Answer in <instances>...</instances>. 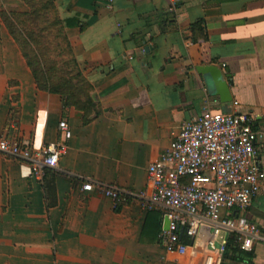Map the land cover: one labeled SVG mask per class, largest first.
I'll list each match as a JSON object with an SVG mask.
<instances>
[{
  "label": "crops",
  "instance_id": "crops-1",
  "mask_svg": "<svg viewBox=\"0 0 264 264\" xmlns=\"http://www.w3.org/2000/svg\"><path fill=\"white\" fill-rule=\"evenodd\" d=\"M53 1L91 99L79 107L38 85L3 16L30 6L0 0V138L68 144L43 177L0 151V264H202L199 248L164 246L161 210L82 186L144 189L172 131L204 111L252 112L264 168V0ZM203 63L223 67L232 106L209 92ZM248 214L264 232V185ZM223 264H264V240L231 244Z\"/></svg>",
  "mask_w": 264,
  "mask_h": 264
},
{
  "label": "built area",
  "instance_id": "built-area-1",
  "mask_svg": "<svg viewBox=\"0 0 264 264\" xmlns=\"http://www.w3.org/2000/svg\"><path fill=\"white\" fill-rule=\"evenodd\" d=\"M178 1L171 0L170 9ZM59 125L64 138H70L68 122ZM259 138L252 112L204 111L172 131L169 146L149 166L144 189L92 180L82 187L99 186L117 202L139 200L145 209L161 210L169 220L162 231L168 251L182 254L189 247L199 248L202 264H223L231 234L246 250L264 240L260 225L248 214L264 185V168L257 160ZM67 150L64 139L36 146L0 138V151L28 165L37 177L57 168Z\"/></svg>",
  "mask_w": 264,
  "mask_h": 264
},
{
  "label": "trees",
  "instance_id": "trees-1",
  "mask_svg": "<svg viewBox=\"0 0 264 264\" xmlns=\"http://www.w3.org/2000/svg\"><path fill=\"white\" fill-rule=\"evenodd\" d=\"M26 2L30 10L4 12L3 16L20 42L38 85L60 92L72 104L83 107L91 97L86 92L85 79L72 53L65 23L58 16L54 1ZM231 244L238 245L235 234L229 237L228 246Z\"/></svg>",
  "mask_w": 264,
  "mask_h": 264
},
{
  "label": "water",
  "instance_id": "water-1",
  "mask_svg": "<svg viewBox=\"0 0 264 264\" xmlns=\"http://www.w3.org/2000/svg\"><path fill=\"white\" fill-rule=\"evenodd\" d=\"M198 71L209 81V92L218 96L223 103L232 106L233 94L223 67L217 63H203L198 65Z\"/></svg>",
  "mask_w": 264,
  "mask_h": 264
},
{
  "label": "rangeland",
  "instance_id": "rangeland-1",
  "mask_svg": "<svg viewBox=\"0 0 264 264\" xmlns=\"http://www.w3.org/2000/svg\"><path fill=\"white\" fill-rule=\"evenodd\" d=\"M55 40H56V41H60V39H57V38H55ZM57 52H58V51H57ZM56 57H57L58 59H60V56H59V55H57Z\"/></svg>",
  "mask_w": 264,
  "mask_h": 264
}]
</instances>
